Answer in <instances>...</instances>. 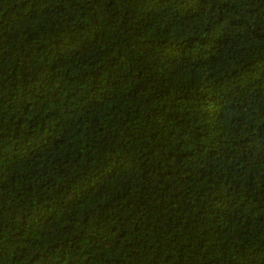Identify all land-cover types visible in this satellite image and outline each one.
<instances>
[{
	"label": "trees",
	"instance_id": "16d2710c",
	"mask_svg": "<svg viewBox=\"0 0 264 264\" xmlns=\"http://www.w3.org/2000/svg\"><path fill=\"white\" fill-rule=\"evenodd\" d=\"M0 264H264V0H0Z\"/></svg>",
	"mask_w": 264,
	"mask_h": 264
}]
</instances>
